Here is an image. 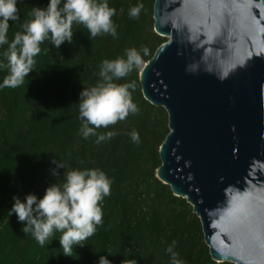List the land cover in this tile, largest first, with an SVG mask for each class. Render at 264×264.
<instances>
[{"label":"trees","instance_id":"16d2710c","mask_svg":"<svg viewBox=\"0 0 264 264\" xmlns=\"http://www.w3.org/2000/svg\"><path fill=\"white\" fill-rule=\"evenodd\" d=\"M108 2L116 9L115 37L105 34L90 40L87 29L74 23L73 43L65 42L57 49L44 41L24 83L0 89V264H97L101 255L112 264L126 259L137 264H171L167 249L173 241L172 250L183 264H235L212 258L193 206L156 175L162 163L160 146L170 132L169 115L166 108L144 97L140 81L145 63L168 40L154 30L155 0ZM47 3L17 0L19 19L9 20V40L31 19L33 6L43 8ZM138 3L143 4L139 17L130 18L129 9ZM131 48L140 52L142 64L115 82H135V90L130 91L138 111L96 129L97 135L116 133L111 139L96 143V135L84 138L76 103L79 92L100 80L103 60L124 57ZM5 75L6 70H0V80ZM133 130L139 134L138 142L130 138ZM53 160L62 161L66 171L99 168L111 180L110 195L101 202L102 223L83 247L75 248L73 257L62 254L59 232L42 247L30 233L21 231L23 222L15 214H7L14 195L42 197L48 186L62 183L64 169Z\"/></svg>","mask_w":264,"mask_h":264},{"label":"water","instance_id":"95a60500","mask_svg":"<svg viewBox=\"0 0 264 264\" xmlns=\"http://www.w3.org/2000/svg\"><path fill=\"white\" fill-rule=\"evenodd\" d=\"M166 37L140 72L170 132L157 177L217 262L264 264V0H155Z\"/></svg>","mask_w":264,"mask_h":264},{"label":"clouds","instance_id":"9594fccd","mask_svg":"<svg viewBox=\"0 0 264 264\" xmlns=\"http://www.w3.org/2000/svg\"><path fill=\"white\" fill-rule=\"evenodd\" d=\"M143 8L138 3L129 9L130 18H138ZM116 9L109 6L108 0H48L46 7L33 6L31 19L21 24V31L8 38L9 20L19 19L17 0H0V70L6 75L0 80V89L16 88L34 70L35 57L41 53V44L48 40L54 48L65 43H73V24L83 25L89 39L98 35L116 36V25L112 17ZM6 45V47H4ZM144 55L148 49H143ZM142 64V57L135 48L126 49L124 57L114 60L105 59L100 64V80L96 85L83 87L78 95V118L81 121L80 133L84 138L96 135V143L111 139L116 133H96L97 128H107L118 120L138 111L133 102L131 91L135 82L118 84L115 81L125 78L133 69ZM133 142L139 141V134L129 133ZM57 168H63L62 183H53L45 189L42 197L28 193L21 199L13 196L12 207L7 214L16 215L23 222L21 231L31 234L40 246L59 232L62 254L73 257L77 246L83 247L84 241L93 236L102 223L101 202L110 195L111 180L99 168L65 170L62 161L53 160ZM79 163H83L80 161ZM56 175V170H52ZM170 246L171 264H183ZM97 264H112L107 256L101 255ZM123 264H137L135 259H126Z\"/></svg>","mask_w":264,"mask_h":264}]
</instances>
